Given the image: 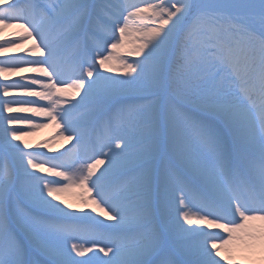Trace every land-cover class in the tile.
Instances as JSON below:
<instances>
[{"label": "snow or ice", "instance_id": "obj_1", "mask_svg": "<svg viewBox=\"0 0 264 264\" xmlns=\"http://www.w3.org/2000/svg\"><path fill=\"white\" fill-rule=\"evenodd\" d=\"M0 57V264H264V0H0Z\"/></svg>", "mask_w": 264, "mask_h": 264}, {"label": "bare ground", "instance_id": "obj_2", "mask_svg": "<svg viewBox=\"0 0 264 264\" xmlns=\"http://www.w3.org/2000/svg\"><path fill=\"white\" fill-rule=\"evenodd\" d=\"M13 31H15V29H8L6 30L5 35H9ZM23 46L27 47L28 45L25 44ZM9 55H12V53H9ZM2 58L3 57H0V59ZM25 74H29V73H25ZM30 74H34L36 76L39 75L38 73H30ZM115 74L119 75V73H115ZM16 79H18V76H16L15 74H11V80L8 82L14 81ZM10 98H27V97H19L18 93H14L13 97H10ZM78 98L79 97H77V99ZM16 114L17 113H13V115H16ZM21 114H23V116H25L26 114L33 115L32 113H21ZM5 115H7V113H5ZM33 118L39 123H44L46 126L40 129H36V130H30L26 126H20V127H23L24 131H32V135L24 137V139L27 140L30 144L37 145V144H41V142L46 141L53 149H56L62 152L65 150V148H68L67 146L69 144L74 142V141L70 142L62 138L59 135V132L61 129L57 128L54 122H49L46 118H43V117L33 116ZM62 145L63 147H61ZM44 151H47V149H44ZM48 154L55 155L57 153H48ZM65 198L69 201V203L79 206V201L74 197L72 193L66 194Z\"/></svg>", "mask_w": 264, "mask_h": 264}, {"label": "rangeland", "instance_id": "obj_3", "mask_svg": "<svg viewBox=\"0 0 264 264\" xmlns=\"http://www.w3.org/2000/svg\"><path fill=\"white\" fill-rule=\"evenodd\" d=\"M39 74V73H38ZM25 75H27V76H29V77H36L34 74H25ZM40 75V74H39ZM14 95V94H13ZM19 116V115H18Z\"/></svg>", "mask_w": 264, "mask_h": 264}]
</instances>
